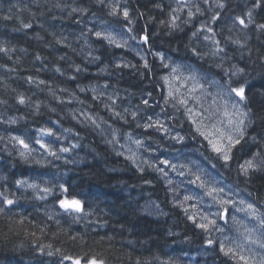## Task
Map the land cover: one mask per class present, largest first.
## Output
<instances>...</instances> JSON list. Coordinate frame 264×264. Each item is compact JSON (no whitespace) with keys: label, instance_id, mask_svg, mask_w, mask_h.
<instances>
[{"label":"trees","instance_id":"trees-1","mask_svg":"<svg viewBox=\"0 0 264 264\" xmlns=\"http://www.w3.org/2000/svg\"><path fill=\"white\" fill-rule=\"evenodd\" d=\"M120 1L129 8L127 20L122 8H114L109 0H0V48L4 49L0 51V193L4 194L0 196V264H72L64 256L81 264L93 258L105 264H176L178 259L187 260L183 254L189 245L206 243L205 232L172 202L157 172L138 169L96 128L76 120L75 112L89 109L115 122L122 132L136 130L151 137L154 129L142 123L137 127L125 109L128 97L135 104L144 92L154 102L167 103L163 109L176 116L192 143L264 210V170L245 176L239 167L254 152L264 156V30L257 27L264 24V0L259 8L253 7L254 0H189L175 28L171 24L180 0ZM195 1L201 3L195 6ZM250 7L254 23L243 28L235 18L247 20ZM94 15L122 24L132 40L143 44L147 61L110 47L88 31ZM189 19L197 26L190 27ZM25 23L31 27L24 28ZM145 35L148 42L141 43ZM87 49L99 55L97 60L87 57ZM155 52L194 62L226 85L225 71L233 66L245 70L242 77L232 79L248 81L247 108L253 122L227 163L192 129L183 107L173 98L165 99V63ZM117 58L128 64H115ZM109 92L121 98L119 120ZM73 138L80 149L72 148ZM37 140H45L47 148ZM17 181L25 183L17 185ZM45 188L50 191L44 192ZM4 197L14 203H3ZM149 197L164 208L160 217L142 211ZM70 199L81 201V211L60 206L61 200ZM211 260L208 264H235L219 248Z\"/></svg>","mask_w":264,"mask_h":264},{"label":"rangeland","instance_id":"rangeland-1","mask_svg":"<svg viewBox=\"0 0 264 264\" xmlns=\"http://www.w3.org/2000/svg\"><path fill=\"white\" fill-rule=\"evenodd\" d=\"M187 1L189 0L177 2L178 6L174 11L177 14L174 13L173 16L176 17L175 21L178 20L179 12L188 5ZM109 3L113 4L114 8H122L121 11L127 9L129 12V8L127 6L123 7L120 0H109ZM200 3L199 1L194 2L195 6ZM252 9L250 7L251 11ZM90 19L93 24L91 25L92 28L86 26L88 31H92L94 35L96 32H101L100 38L106 40L110 47L130 51L142 61H147V50L142 46L143 44L132 40L129 31L122 24L108 20L101 15L91 16ZM188 24L190 27L197 26L192 19H189ZM109 35L112 42L105 38ZM88 51L87 49L85 52L87 57L96 59L99 56ZM85 53L82 51L84 60H86ZM155 54L158 55L160 62L164 61L165 63L162 67L164 70L162 85L165 88V99L173 98L183 107L192 129L198 132L197 129L199 128L200 131L207 133H213L214 129L227 132L229 127L228 117L224 113L225 111L232 113V104L240 102L237 97H234V94L232 98H229L226 91L227 85L223 80L194 62L176 60L162 53L155 52ZM96 60L94 62L97 64ZM124 62L128 64L127 60L123 58L115 60L117 65H122ZM173 68H176L177 71L173 72ZM229 72L225 71V74ZM170 92L171 95H169ZM222 92L223 95H221ZM113 93L109 92L106 95L112 100L115 119L119 120L123 118L120 109L122 105L121 98L118 94L114 95ZM141 94L143 96L135 104L133 98L128 97L127 108L125 109L131 116H134L133 120L137 122V127L142 123L154 129L155 132L152 133L151 137L136 130L122 132L115 122L107 120L104 116H97L89 109H80L75 112V116L78 122L96 128L98 133L123 157L130 159L135 167L157 172L168 187L172 202L181 207L192 222L198 225L208 223L211 220L215 221L214 225H209L208 231L202 229L206 235V243L202 246L189 245L183 254L187 260L178 259L175 263L208 264L215 248L220 249L221 243L226 248L235 247V242L243 243L244 236L248 234L249 230H251L253 239H264V226L260 223V220L264 219V212L252 199L250 193L228 181L221 170L213 165L203 152L192 143L190 137L181 128L176 116L163 109L164 104L167 105V103L152 101L147 92ZM144 100L148 101L147 105L143 103ZM182 100L185 103H180ZM226 103L227 108H225ZM241 107L244 106L241 105ZM189 109H191L190 112ZM209 138L214 139L216 137L210 135ZM79 139L82 140L80 137ZM205 140L210 151L223 160L218 153L213 151L208 140ZM76 141L74 138L72 139V148L80 149L82 146ZM80 143L81 145L84 144V142ZM39 144L46 145L45 140H41ZM88 148L92 151L90 146ZM164 161H167V163H164ZM24 186L28 185L24 184ZM221 188L224 189L223 192L218 191ZM213 189H217V191L214 192ZM185 197H188V199H185ZM225 200L229 203H222ZM241 201H244V203L242 204ZM248 204H252L255 208V215L247 208ZM142 211L154 217H160L165 213L159 200L154 197L147 199ZM205 217L207 219H204ZM209 239L214 241L212 245L207 244ZM248 249H251L252 252L250 253ZM237 251L245 256L255 255L257 260L264 256V249H261L258 245L245 244L243 250L238 249ZM227 257L235 264H241L238 256L236 258ZM167 264L173 263L168 261Z\"/></svg>","mask_w":264,"mask_h":264},{"label":"snow or ice","instance_id":"snow-or-ice-1","mask_svg":"<svg viewBox=\"0 0 264 264\" xmlns=\"http://www.w3.org/2000/svg\"><path fill=\"white\" fill-rule=\"evenodd\" d=\"M262 0H254V4L253 7L254 8H259L261 6ZM220 8L224 7L223 3H219L217 5ZM73 11H77L76 9H73ZM115 12V9L113 10ZM197 11H199V9H197ZM192 15V12L189 11V16ZM123 16L124 18L127 20L129 17V12L127 9H124L123 11ZM247 16V20H245V18L241 17V16H237L235 18L236 22H238V24L240 26H242L243 28H247L249 24L254 23L253 19H252V11L249 10L246 13ZM175 19L176 17H173V24L172 26L175 27ZM218 19V15L213 17V20ZM163 23V21L161 22ZM24 28H29L31 27V24L25 23L23 24ZM257 27L261 30H264V24H260L257 25ZM208 32H212L213 29L208 28L207 29ZM95 35L97 37H100L102 35L101 32H96ZM193 35H196V33H193ZM105 38L109 39V42H112L111 40V36H106ZM133 39H135V37H133ZM144 43L148 42V37L147 35L142 37ZM205 40H209L211 39V37L209 36H205L204 37ZM214 44L219 45V41L213 40ZM233 43L239 44L241 47H244V45L241 43L240 40H235L233 41ZM4 49L0 48V51H3ZM217 52H222L224 51L222 48H217L216 49ZM145 67H147V63H145ZM59 71V69H57ZM77 71H79V69H77ZM173 72H176L177 69L173 68L172 69ZM245 73V70L243 68H239L236 66H233V69L230 70L229 73H226V75H228V81H227V86H226V91L227 94L229 96V98L233 97H237L239 99L240 103H233L232 104V109L233 112L229 113L228 111H225V116L228 117V131L225 132L221 129H214L213 133H207L204 131H200V129L198 128L197 131L200 132L201 136H204L205 139L208 140L209 144L212 145L213 151L218 153L222 159L225 161V163H227L229 160L232 159V150L233 148L241 143V140L244 139L245 136V130L248 124H251L253 122V116H252V110L251 108H247V100L248 97L246 95L247 89L249 87L248 81L247 80H243L242 82L237 79L236 81H233V77H242ZM166 79V78H165ZM235 85V86H233ZM169 95H171V92L169 93ZM221 95H223V92L221 93ZM19 102L21 104H23L24 101V97L21 96L19 98ZM143 103L145 105L148 104L147 100H144ZM180 103H185L183 100L180 101ZM241 105H243L244 107H241ZM225 108H227V103L225 104ZM191 111V109H189V112ZM49 131L50 134V130H46ZM210 135L216 137L214 139H210ZM13 139H19L14 137ZM255 139V138H253ZM19 143L21 145H23L24 148H28V145L24 143L23 140H19ZM37 143H40L39 140H37ZM137 143H139V141H137ZM41 148H47L46 145L41 144L40 145ZM61 151H68V149H61ZM52 155H55V153H51ZM21 155H23V153H21ZM164 163H167V161H164ZM242 173L247 176L250 172H255V171H261L264 170V156L261 155L260 151L254 152L251 156V158L246 159L242 164L239 165ZM197 179H199V177H197ZM17 185H20L22 183H25L23 181H17L16 182ZM29 187H35V185H29ZM63 191L67 192L68 189L65 188L63 185L60 186ZM44 192H49L50 189H43ZM213 191H217V189H213ZM219 192H223L224 189L221 188L218 190ZM0 196H4L3 193H0ZM185 199H188V197H185ZM3 203L8 204V205H12L14 203V201L12 199H8L7 197H4L3 199ZM222 203L227 204L229 203V201H222ZM241 203L243 204L244 201H241ZM60 206L62 208L65 209H73L75 211H81V201L77 200V199H72V200H61L60 201ZM247 208L251 211V213L253 215L256 214V210L253 207L252 204H248ZM243 210V209H241ZM0 211H3V209H0ZM226 211V210H225ZM204 219H207L206 217ZM260 223L262 226H264V219L260 220ZM215 221L211 220L208 221V223H201L198 224L197 226L200 227L201 229H204L205 231L209 230V225H214ZM214 243L213 240L209 239L207 240V244L208 245H212ZM245 244H249V245H258L261 249H264V239H253L252 235H251V230L248 231V234L244 236V241L243 243L241 242H235V247H225V245L223 243L220 244V251L224 253L225 256H231L233 258H236L238 256L239 261L241 262V264H264V256L260 257L259 260L256 259L255 255H249V256H245L243 254H241L239 250H243L244 249V245ZM41 251H43V249H41ZM59 251V249L57 250ZM248 251L251 253L252 250L248 249ZM52 252H48V255H52ZM63 259L65 260H70L72 261V264H81V261L79 259H73V257L71 256H64ZM89 264H105V262L100 259H91L89 261Z\"/></svg>","mask_w":264,"mask_h":264},{"label":"water","instance_id":"water-1","mask_svg":"<svg viewBox=\"0 0 264 264\" xmlns=\"http://www.w3.org/2000/svg\"><path fill=\"white\" fill-rule=\"evenodd\" d=\"M142 41H143V39H142ZM144 42V41H143Z\"/></svg>","mask_w":264,"mask_h":264}]
</instances>
